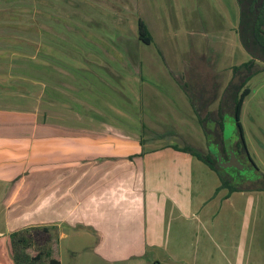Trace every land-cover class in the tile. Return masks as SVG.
Returning <instances> with one entry per match:
<instances>
[{"label": "crops", "instance_id": "1", "mask_svg": "<svg viewBox=\"0 0 264 264\" xmlns=\"http://www.w3.org/2000/svg\"><path fill=\"white\" fill-rule=\"evenodd\" d=\"M153 76L128 94L143 118L136 126L70 108L51 86L60 99H47V111L39 99L31 114L18 111L33 124L8 133L14 159L0 158V264H14L11 232L44 225L60 229L59 242L68 230L88 236L107 264H264V188L229 192L174 148L185 131L197 139L200 123L176 78Z\"/></svg>", "mask_w": 264, "mask_h": 264}, {"label": "rangeland", "instance_id": "2", "mask_svg": "<svg viewBox=\"0 0 264 264\" xmlns=\"http://www.w3.org/2000/svg\"><path fill=\"white\" fill-rule=\"evenodd\" d=\"M239 13L236 0H0V158L14 159L15 151L9 147H15V142L10 143L8 133L22 121L33 124L32 118H19L18 111L31 114L39 99V109L45 112L47 99H60L43 87L63 90L62 95L73 101V105L63 103L70 108L129 127L139 125L143 118L139 119L138 107L134 109L128 94L134 87L137 94L139 78L150 82L154 74L168 77L169 82L175 77L194 98L196 90L205 87L202 116L205 109L215 114L219 105L225 112L222 145L218 129L213 133V123H206L220 174L237 190L263 188L264 63H256L260 72L247 83L240 84L238 77L237 85L230 84L235 73L232 67L250 58L239 40ZM138 18L144 20L152 37L148 49L137 38ZM235 86L240 91L245 86L250 89L240 125L257 169L243 150L232 112ZM154 106L148 101V110ZM164 115L171 114L166 110ZM200 128L199 140L185 139L189 135L185 131L175 142L208 153L205 131ZM216 142L222 157L216 154ZM34 227L38 244L27 250L30 255L46 236L52 255L57 254L61 264H107L92 256L88 236L68 230L59 242L58 227L49 234L41 226ZM114 264L145 262L134 259Z\"/></svg>", "mask_w": 264, "mask_h": 264}, {"label": "trees", "instance_id": "3", "mask_svg": "<svg viewBox=\"0 0 264 264\" xmlns=\"http://www.w3.org/2000/svg\"><path fill=\"white\" fill-rule=\"evenodd\" d=\"M239 8H240V21H239V36L242 45L245 47L247 51L253 56L254 60L251 59L247 63H244L243 66L247 68H251V64L254 63L256 59L264 61V0H236ZM137 38L139 41L144 44H150L152 41L151 34L144 20L141 18L137 19ZM235 72L238 71L239 67L234 68ZM249 76H245V79H248ZM184 91L189 97V100L192 104V107L202 123V119L200 118L199 110L205 108L206 104L204 101L199 103L200 107H197L196 97L194 98L193 94L188 93L187 87L180 83ZM234 87V86H233ZM236 87V86H235ZM238 90V88H237ZM237 90L233 91L232 97V105H233V115L236 120V125L240 132V140L242 142V147L244 152L247 153V156L252 161L249 153L247 151L245 142L243 140L241 134V125L239 122L240 117V108L243 99L250 92L249 87L244 88V90L237 95ZM198 103V102H197ZM218 118L213 125V128L218 129L219 132V140L223 141V114L221 112V105H219L218 109ZM211 115L208 113V117ZM214 119V118H213ZM213 121V120H212ZM216 125V127H215ZM206 135L208 133L205 131ZM178 150L188 152L191 155L195 156L202 162H204L208 167L214 170L220 177L222 187H227L229 192L237 190V187L230 183L229 179L225 176H222L219 171V167L217 165L216 157L208 152L206 154H202L194 148H191L189 145H185L181 148L174 147ZM253 162V161H252ZM264 188V187H263ZM37 227H27L21 230L13 231L9 234L10 239V247L12 253V260L14 264H60V260L56 257V255H52V248L50 244V240L45 236L41 245H37L36 252L33 255L28 253V249L32 247L35 243L38 244L37 236L32 233L34 229ZM56 226H41L40 230L45 234H49L50 229H56ZM49 243V246L46 244ZM57 252V251H56Z\"/></svg>", "mask_w": 264, "mask_h": 264}, {"label": "flooded vegetation", "instance_id": "4", "mask_svg": "<svg viewBox=\"0 0 264 264\" xmlns=\"http://www.w3.org/2000/svg\"><path fill=\"white\" fill-rule=\"evenodd\" d=\"M236 3H237V1H236ZM237 5H238V3H237ZM239 6V5H238ZM238 18H240V14H239V17ZM239 21H240V19H239ZM238 29H239V22H238ZM239 33V32H238ZM239 40H240V38H239ZM141 42V41H140ZM143 43V42H142ZM240 43H241V40H240ZM144 44V43H143ZM151 44V43H150ZM146 45H148V44H146ZM241 45H242V43H241ZM242 47H243V49L246 51V53L249 55V59L247 60V61H244V62H242L241 64H239V65H236V66H234V67H232V71H233V73L235 72L234 70V68L235 67H239V69H238V71L237 72H235L234 73V77L232 78V80H231V82H230V84H231V86L232 85H237V84H235V81L238 79V77H239V79L241 78V81H240V84H242V82H244V83H247L248 81H250L255 75H257L259 72H260V70H259V68H257L256 67V63L257 62H262V63H264V61H261V60H259V59H256L255 61H254V63H252L250 66H251V68L249 69V68H247L246 66L244 67L243 66V64L244 63H247L249 60H251V59H253L254 60V58H253V56L250 54V52L249 51H247L246 49H245V47L242 45ZM245 76H249V78L248 79H245ZM178 81V80H177ZM178 85L182 88V86L180 85V83L181 82H179L178 81ZM182 84V83H181ZM202 87V86H201ZM199 88V89H197L196 90V92H197V97H196V101L198 102V103H202L203 101H205L204 100V89H205V87H202V88ZM244 88H246V86L244 87ZM244 88L243 89H241V91L238 89L237 90V86H236V90H237V95H239L243 90H244ZM182 90L184 91V89L182 88ZM235 90V91H236ZM184 93L186 94V92L184 91ZM187 95V94H186ZM246 97V96H245ZM223 99H224V97H222ZM189 99V98H188ZM222 99V100H223ZM243 103H244V99H243V101H242V104H241V108H240V115H241V110H242V105H243ZM191 106H192V104H191ZM231 106H232V112H233V105L231 104ZM219 107V106H218ZM218 107H217V109H218ZM205 108H206V106H205ZM192 109H193V107H192ZM204 109V108H203ZM216 109V112H215V114H213V111H207L206 109H205V114L202 116V110L200 109L199 110V114H200V118L202 119V123H200V120H199V123H200V125L201 126H203V129H204V131H206L207 133H208V135H206V133H205V135H206V141H207V146H208V152H211L216 158H217V155H215V152H213V151H211V149H210V145H211V143L210 142H212V141H209V135H210V132H211V130L210 129H208L207 128V125H206V123L208 122V121H211L212 123H213V125L215 124V122H216V120H217V118H218V110ZM193 111H194V109H193ZM194 113H195V111H194ZM208 113L210 114V115H214V116H216L214 119L210 116V117H208ZM212 113V114H211ZM220 113H222V114H224L225 112L224 111H222V105H221V112ZM196 114V113H195ZM197 116V115H196ZM198 118V117H197ZM213 120V121H212ZM239 122H240V117H239ZM214 127V126H213ZM215 127H216V125H215ZM214 130H215V128H213V133H214ZM209 131V132H208ZM239 134H240V132H239ZM241 134H242V128H241ZM216 145V146H215ZM215 147H216V154H219L218 156H223V153H222V148H219L218 147V143L216 142L215 143ZM220 145H222V141H221V144ZM246 153V152H245ZM248 157V156H247ZM249 158V157H248ZM250 159V158H249ZM217 160V159H216ZM253 161V160H252ZM251 161V163L253 164V166L255 167V169H257V165L254 163V161L252 162Z\"/></svg>", "mask_w": 264, "mask_h": 264}]
</instances>
